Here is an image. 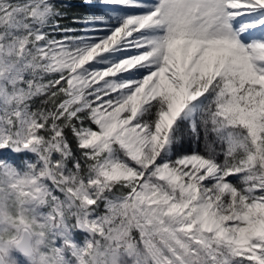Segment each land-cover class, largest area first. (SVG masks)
<instances>
[{
    "label": "snow or ice",
    "instance_id": "obj_1",
    "mask_svg": "<svg viewBox=\"0 0 264 264\" xmlns=\"http://www.w3.org/2000/svg\"><path fill=\"white\" fill-rule=\"evenodd\" d=\"M80 4L0 0V149L35 157L0 160V238L31 228L41 264H264V0Z\"/></svg>",
    "mask_w": 264,
    "mask_h": 264
},
{
    "label": "clouds",
    "instance_id": "obj_2",
    "mask_svg": "<svg viewBox=\"0 0 264 264\" xmlns=\"http://www.w3.org/2000/svg\"><path fill=\"white\" fill-rule=\"evenodd\" d=\"M43 238L31 228L18 225L16 231L5 233L0 238V264H8L9 253L13 250L19 252L28 264H41L42 253H38V246Z\"/></svg>",
    "mask_w": 264,
    "mask_h": 264
},
{
    "label": "rangeland",
    "instance_id": "obj_3",
    "mask_svg": "<svg viewBox=\"0 0 264 264\" xmlns=\"http://www.w3.org/2000/svg\"><path fill=\"white\" fill-rule=\"evenodd\" d=\"M0 150L6 151V152L7 151L13 152L11 149H7V150L0 149ZM21 153L26 154V156H24L25 158H23V162L25 160L32 161L35 158L34 157V154H32V153H30L28 151H23ZM0 160H3L6 163L11 164L17 170H23L24 169V163L22 164L21 167L17 168L14 164H12V162H11V160H9V158L7 159V158L0 157ZM74 230H71V232H70L71 241L73 243L77 244V245H82L83 244V240H84L86 234L80 230L81 233H82V236L78 237L77 235L73 234V231ZM61 243H62V240L60 238H57L56 239V242H55L56 246L59 247L61 245ZM8 259L14 260L15 261V264H28V261L23 256H21L17 251H15V250H13V251H11L9 253Z\"/></svg>",
    "mask_w": 264,
    "mask_h": 264
},
{
    "label": "trees",
    "instance_id": "obj_4",
    "mask_svg": "<svg viewBox=\"0 0 264 264\" xmlns=\"http://www.w3.org/2000/svg\"><path fill=\"white\" fill-rule=\"evenodd\" d=\"M73 3L77 6L80 7L81 10L84 11H88L87 8H84L81 4H80V0H73ZM24 156H26V154H23L21 152L16 153V152H9V151H2L0 150V157L2 158H9V160H11L12 164H14L17 168L21 167L23 164V158H25ZM73 234L77 235L78 237L82 236V233L79 229H75L73 231Z\"/></svg>",
    "mask_w": 264,
    "mask_h": 264
},
{
    "label": "water",
    "instance_id": "obj_5",
    "mask_svg": "<svg viewBox=\"0 0 264 264\" xmlns=\"http://www.w3.org/2000/svg\"><path fill=\"white\" fill-rule=\"evenodd\" d=\"M19 253V252H18ZM20 254V253H19ZM21 255V254H20ZM22 256V255H21Z\"/></svg>",
    "mask_w": 264,
    "mask_h": 264
}]
</instances>
